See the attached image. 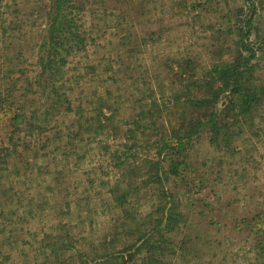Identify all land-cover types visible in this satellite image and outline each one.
Masks as SVG:
<instances>
[{
  "label": "rangeland",
  "instance_id": "1",
  "mask_svg": "<svg viewBox=\"0 0 264 264\" xmlns=\"http://www.w3.org/2000/svg\"><path fill=\"white\" fill-rule=\"evenodd\" d=\"M45 2L10 0L11 10L20 12L10 19L22 22L16 41L28 74L36 70L34 47L45 22ZM252 3L256 12L250 35L255 54L251 65L261 99L251 110L252 121L245 117L237 122L228 119L226 129H222L227 134L226 143L220 147L210 144L209 133H202L189 153L191 170L179 180L171 178L163 189L167 191V208L177 214L175 227L165 234L172 242L168 248L171 245L182 250L177 256L166 254L167 262L255 264L264 246V0H88L83 10L76 12L89 39L87 54L71 62L68 59L70 75L75 72L83 76L69 97L77 103V98L85 96L102 106L103 114L110 116L103 120L106 137L100 135V142L92 138L91 144L69 145L76 156L61 162L57 148L41 150L46 139L52 138L49 125L37 132L38 138L31 143L38 157L27 155L33 167L30 172L14 175L13 166L21 168L22 163L8 159L9 171L0 178V229L4 230L2 238L18 241L3 247L11 256L8 264H58L57 255L45 260L37 248L44 239L51 242L54 236L65 239L68 235L83 238L73 241L70 248L83 255L79 262L93 264V244L111 236L109 220L118 212L112 211L106 194L107 184L121 176L113 164L119 167L126 160L132 176L131 167L140 166L152 156L142 142L131 152L123 150L125 126L143 106L142 98L151 95L166 104L179 87L176 76L180 64L190 62L204 76L213 66L230 61L235 49L230 45L231 38L226 47L223 37L229 28L242 25L251 14ZM226 48L230 49L227 57L223 55ZM88 62H93L97 70L85 76L82 66ZM107 68L109 73H104ZM107 89L111 92L108 100ZM95 91L101 101L93 97ZM40 101L48 107L45 98ZM162 112L163 108L152 118L155 129L167 119ZM149 123L144 124L152 133ZM4 142L0 139V144ZM122 170L125 174V168ZM128 181L132 189L140 187L137 180ZM158 193L150 186H141L135 192L131 208L138 220L157 203L153 195ZM68 204L70 215L65 216ZM77 257L75 254L71 258Z\"/></svg>",
  "mask_w": 264,
  "mask_h": 264
},
{
  "label": "trees",
  "instance_id": "2",
  "mask_svg": "<svg viewBox=\"0 0 264 264\" xmlns=\"http://www.w3.org/2000/svg\"><path fill=\"white\" fill-rule=\"evenodd\" d=\"M87 2L88 0H46L42 10L45 22L34 47L36 70L28 74L22 65V48L18 49L20 45L16 41V35L22 32V22L10 19L12 15L18 17L20 12L17 9L11 10L10 0H0V139L5 141L0 144V178L2 173L9 171L8 159L22 163L21 168L13 166V174L16 176L20 173L25 176L33 169L27 156L33 154L31 143L38 138L36 133L43 132L49 125H52L49 128L52 138L46 139L41 150L52 146L57 148L61 162L67 161L70 156H76L72 154L75 153L74 148H69V145L91 144L92 138L95 142H100L97 140L100 135L106 137L103 120L110 119V116L103 114L102 106L85 96L77 98V103L69 97V92L75 91L79 81L83 79L79 73L70 75L71 70L67 68V64L69 58L71 62L88 51L89 36L84 31L81 17L76 14L83 10ZM250 8L251 14L241 22L242 25L229 28L228 34L223 37L226 47L230 37V45L235 49L230 61L213 66L204 76L199 75L190 62L180 64L176 76L179 87L168 97L166 104L163 103L165 100L159 103L151 95L146 96L141 100L144 104L139 112L126 122L123 150L131 152V148L142 142L149 156H152L140 166L131 167L132 176L128 174L130 165L125 163L126 160L121 162L125 166L120 164L117 167V163L113 164L121 176L115 178L113 183H106V194L112 204L108 205L112 211L118 212H114L109 220L111 236H103L93 244V264H171L166 261V254L177 256L182 251L171 245L168 248L172 242L165 234L172 232L177 214L167 208V191L163 186L171 178L179 180L191 170L188 164L189 153L202 133H209L210 144L220 147L226 143L227 134L222 129H226L228 119H235L237 122L238 118L245 117L252 121L251 110L257 107L261 99L254 86V69L251 65L255 57L250 41L256 12L254 3ZM239 13L242 15L243 10ZM226 51L223 54L225 57L230 49L226 48ZM82 68L85 76L97 70L93 62L83 64ZM103 72L109 73L108 68ZM95 76L97 80V74ZM93 95L101 101L97 91ZM105 95V99H110L109 89ZM38 96L41 100L42 97L46 99L47 108H44L45 105ZM161 108L167 119L161 123L162 127L155 129L152 118L160 113ZM116 112L115 108L114 113ZM148 120L150 128L154 130L152 133L148 125L144 124ZM67 122L69 125L61 126ZM130 141H133L131 145ZM36 157L38 154H33V158ZM116 159L119 161V158ZM124 168L125 174L122 173ZM132 178L137 180V186H150L159 191L153 195L156 196L157 203L152 204L150 210L140 216L139 220L135 217L137 213L134 215V208H131V200L140 187L131 188L127 181ZM92 184L93 182L88 181V185ZM79 196L74 199L79 198L82 202V194ZM69 205L66 206L65 216L68 213L70 215ZM82 220L80 216L79 221ZM60 226L68 227L67 224ZM3 231L0 229V264H8L11 256L5 253L3 247L13 244L15 240H11L9 236L2 238ZM82 239L70 235L65 239L54 236L51 242L42 240L37 251L45 260L57 255L55 261L58 264H86L79 262L83 255L77 249L70 248L73 241ZM75 254L78 257L72 259ZM256 257L255 264H264V246Z\"/></svg>",
  "mask_w": 264,
  "mask_h": 264
}]
</instances>
